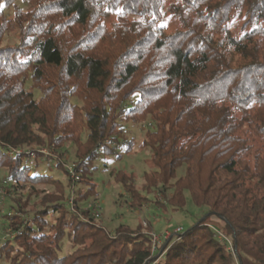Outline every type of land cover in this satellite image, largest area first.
I'll return each mask as SVG.
<instances>
[{
    "label": "trees",
    "instance_id": "1",
    "mask_svg": "<svg viewBox=\"0 0 264 264\" xmlns=\"http://www.w3.org/2000/svg\"><path fill=\"white\" fill-rule=\"evenodd\" d=\"M17 1L29 9L16 8ZM0 5L15 8L12 19L0 14V169L13 191L24 184L54 190L31 215L24 198L9 196L14 214L5 216V229L21 232L0 245L6 264H264V0ZM110 15L116 21L108 30L102 20ZM169 20L176 24L171 33ZM13 28L18 45L2 47ZM120 116L154 125L141 145L151 152L152 168L142 187L137 190L122 171L110 172L130 206L183 210L188 193L194 206L205 209L201 221L168 240L163 256L152 253L140 224L121 223L111 233L89 212H79L85 201L97 199L91 165L101 152L115 154ZM83 129L74 163L79 183L91 185L86 191L74 189L63 171L62 181L30 175L28 154L6 150L59 148L78 142ZM53 163L63 169L59 160ZM181 167L184 173L176 177ZM158 190L165 204L148 199ZM70 196L73 212L66 203ZM211 218L223 223L220 231L231 238L236 262L214 236ZM63 244L70 252L62 253Z\"/></svg>",
    "mask_w": 264,
    "mask_h": 264
},
{
    "label": "rangeland",
    "instance_id": "2",
    "mask_svg": "<svg viewBox=\"0 0 264 264\" xmlns=\"http://www.w3.org/2000/svg\"><path fill=\"white\" fill-rule=\"evenodd\" d=\"M172 1V0H168ZM15 7L23 11H27L29 6L23 4L20 1L15 3ZM14 7H4L0 5V14H2L7 19H12L14 14ZM115 15H110L108 18L102 20L103 25L111 30L113 24L115 23ZM241 25V21H238L237 26ZM165 26L168 27L166 30L167 33L173 32L176 28L175 22L169 20L165 23ZM19 43V34L16 28H13L11 31L7 32L2 39V47H15ZM36 98L40 97V93L37 90H32ZM138 95H134L126 103L127 107H131L133 103L137 100ZM74 101V99H72ZM118 123L123 130L122 135L119 138V145L111 146L115 154L107 155L106 153H100L96 159L92 162L91 165V181L94 183L92 188L95 187L98 194L97 199H89L85 201L84 205L96 202L101 207V214L98 219H94L93 222L97 225L104 227L107 231L113 233L114 229L119 224H127L132 228H135L138 224L141 225L142 229L148 232L161 233L165 229H174L177 226L182 228L183 233L185 230L194 225L197 221L203 219L201 217L205 209L197 208L191 202L190 196L188 193L185 194V206L183 210H174L169 206H166L165 209H157L152 207L150 204L143 203L140 206H130V198L124 192L121 184L117 183L114 178L110 175L111 171H122L127 176L133 178L134 187L139 190L143 185V174L150 171V150L143 149L141 147L146 132L154 129V125L150 120L143 122H133L129 119H126L123 116L118 118ZM86 130L83 129L80 131L78 136V142L74 140L65 142L61 147L57 148L54 145L48 147H32V146H21L16 150H24L23 152L27 153L29 156V162L27 163L29 168V174H39L47 175L57 180H63V173L65 172L66 176L70 175L67 168L75 167L76 153L78 151V146L85 141ZM126 142V143H124ZM132 142L133 146L130 152H125L126 145ZM41 150H45L46 153H42ZM33 154V156H31ZM120 156V157H118ZM55 159L59 160L62 164L63 169L58 170L54 168ZM49 162L53 163L49 165ZM63 171V173H62ZM77 172V171H76ZM4 169H0V245L2 238L6 236L8 229H5L8 221L5 216L8 213L12 215L14 212L10 210V200L9 196H13V193H17L16 196H21L24 198L25 211L28 215H31L35 212H38L41 209V204L47 198L46 192L50 194L53 193V187L50 184H24L21 187V190L18 188L13 189L9 186V183L6 181ZM184 173V168L181 167L177 170L176 177H180ZM78 174V172H77ZM79 175V174H78ZM71 179V178H70ZM73 183V182H72ZM85 183H79V180L76 183H73V188H79L83 191H86L88 188H91V185ZM17 189V191H16ZM93 189V192L94 190ZM3 194V195H2ZM15 196V195H14ZM169 196V194H168ZM26 199V200H25ZM148 199L156 200L159 203H166L163 198L160 190L155 191L152 196H148ZM148 207L149 210H142L143 207ZM145 207V208H146ZM84 206L80 208L79 212L84 211ZM155 216V218L152 217ZM54 217L49 215L47 217L48 222H53ZM146 220V226L142 225V221ZM211 221L216 229L220 230L223 223L216 218H211ZM159 224L160 230H156V225ZM231 239V238H227ZM168 241V240H167ZM166 241V242H167ZM231 243V240H230ZM232 245V243H231ZM234 249V248H233ZM70 252V246L68 244H63L62 253L66 254ZM232 255V254H231ZM234 261H237L236 254L232 255ZM0 264H6V261L0 257ZM244 264H252L244 260Z\"/></svg>",
    "mask_w": 264,
    "mask_h": 264
},
{
    "label": "built area",
    "instance_id": "3",
    "mask_svg": "<svg viewBox=\"0 0 264 264\" xmlns=\"http://www.w3.org/2000/svg\"><path fill=\"white\" fill-rule=\"evenodd\" d=\"M17 149V148H16ZM10 147H6V150L9 153L12 154H21L24 150H16ZM42 153H46L45 150H41ZM29 153V152H27ZM31 156H33V154H31ZM50 163V162H49ZM68 169V173L70 175V178L72 180L73 183H76L79 180V175L77 174L75 167L72 166L71 168H67ZM1 193V192H0ZM3 195V194H2ZM67 207L70 211H74V197L70 196L67 201ZM146 207V206H145ZM143 207L142 210H146L148 211L149 208L148 207ZM84 211L89 212V216L92 220L94 219H98L100 217L101 214V207L100 205H98L96 202H92L89 204H86L84 206ZM155 218V216L152 217ZM146 220L142 221V225L145 227L146 226ZM211 229L214 232V236L222 243H224L226 245L227 251L232 254L235 255V250L233 249V246L230 243V240L227 239L225 236L222 235L221 231L216 229L215 227H213L212 225H210ZM21 230H11L8 229L6 236H4L2 238V242H4L5 240L8 239H12L15 236H18L20 234ZM182 232V228L180 226L175 227L174 229H165L163 230L161 233H155V232H148V236H149V242H150V246H151V251L152 253H158V256H163V253L161 254V250L158 251L159 247L163 244V242L169 240L173 235H177L180 234ZM1 242V243H2Z\"/></svg>",
    "mask_w": 264,
    "mask_h": 264
},
{
    "label": "crops",
    "instance_id": "4",
    "mask_svg": "<svg viewBox=\"0 0 264 264\" xmlns=\"http://www.w3.org/2000/svg\"><path fill=\"white\" fill-rule=\"evenodd\" d=\"M160 227H161V226H160L159 224H157V225H156V230L159 231V230H160Z\"/></svg>",
    "mask_w": 264,
    "mask_h": 264
},
{
    "label": "water",
    "instance_id": "5",
    "mask_svg": "<svg viewBox=\"0 0 264 264\" xmlns=\"http://www.w3.org/2000/svg\"><path fill=\"white\" fill-rule=\"evenodd\" d=\"M201 220H202V219H201ZM201 220H200V221H201ZM198 223H199V222H198ZM167 242H168V241H167ZM167 242L164 243V246L162 247V250H161V251L164 250L165 246L167 245Z\"/></svg>",
    "mask_w": 264,
    "mask_h": 264
}]
</instances>
